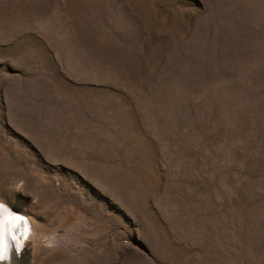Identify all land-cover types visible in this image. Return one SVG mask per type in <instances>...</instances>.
<instances>
[{"label": "rangeland", "instance_id": "1", "mask_svg": "<svg viewBox=\"0 0 264 264\" xmlns=\"http://www.w3.org/2000/svg\"><path fill=\"white\" fill-rule=\"evenodd\" d=\"M0 200L26 264H264V0H0Z\"/></svg>", "mask_w": 264, "mask_h": 264}, {"label": "clouds", "instance_id": "2", "mask_svg": "<svg viewBox=\"0 0 264 264\" xmlns=\"http://www.w3.org/2000/svg\"><path fill=\"white\" fill-rule=\"evenodd\" d=\"M21 190V186L15 187ZM36 237V232L29 216L15 212L11 207L0 200V264H12L13 250L19 257L25 247ZM46 247L57 244L55 234L42 237Z\"/></svg>", "mask_w": 264, "mask_h": 264}, {"label": "water", "instance_id": "3", "mask_svg": "<svg viewBox=\"0 0 264 264\" xmlns=\"http://www.w3.org/2000/svg\"><path fill=\"white\" fill-rule=\"evenodd\" d=\"M28 259V249L21 256L17 257L16 253L12 254V264H26Z\"/></svg>", "mask_w": 264, "mask_h": 264}, {"label": "bare ground", "instance_id": "4", "mask_svg": "<svg viewBox=\"0 0 264 264\" xmlns=\"http://www.w3.org/2000/svg\"><path fill=\"white\" fill-rule=\"evenodd\" d=\"M11 209H12L13 211H15V212L20 213L18 210L14 209V208H12V207H11ZM27 249H29L28 246L25 247L24 251L27 250ZM24 251H23V252H24ZM13 252L15 253V250H13ZM21 255H22V254H21ZM21 255H20V256H21Z\"/></svg>", "mask_w": 264, "mask_h": 264}]
</instances>
